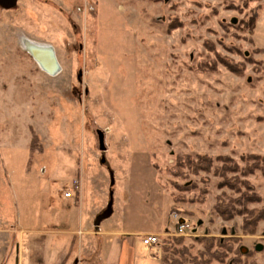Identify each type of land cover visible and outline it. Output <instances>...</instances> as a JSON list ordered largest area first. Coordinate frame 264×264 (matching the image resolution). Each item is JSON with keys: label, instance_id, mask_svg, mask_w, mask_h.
<instances>
[{"label": "rangeland", "instance_id": "1", "mask_svg": "<svg viewBox=\"0 0 264 264\" xmlns=\"http://www.w3.org/2000/svg\"><path fill=\"white\" fill-rule=\"evenodd\" d=\"M30 42L60 70H42ZM185 155L210 171L176 168ZM262 167L264 0L0 5V264H163L182 247L184 264H264V217L215 213L242 194L264 211ZM69 203L85 228L64 231ZM219 241L238 252L212 259Z\"/></svg>", "mask_w": 264, "mask_h": 264}, {"label": "trees", "instance_id": "2", "mask_svg": "<svg viewBox=\"0 0 264 264\" xmlns=\"http://www.w3.org/2000/svg\"><path fill=\"white\" fill-rule=\"evenodd\" d=\"M35 142H36L35 135L32 134L31 140H30V146H32ZM255 158H257V157H255ZM175 162H176L175 163L176 168H178V167L181 168L183 166L184 167L185 166H189V167L193 166V169L195 171L201 170V171L208 172V171H210V168L212 166L211 159L205 155L204 156H201V155L198 156L197 155L196 159H194V160L189 155H185L184 157L179 156L176 158ZM253 165H255V163L250 164V167H248V169H245V168L240 169L239 167L233 165L231 168L226 167L227 169L226 168L219 169V172L222 175L224 173H227V172H239L240 174L246 175L248 173H251L255 169V168H253ZM247 166H249V165H247ZM174 168H173V170H175ZM260 170H262L264 172L263 167L260 168ZM174 172H175L174 174H178L177 171H174ZM172 174H173V171H172ZM235 179H237V178H235ZM227 181H230V180H227ZM250 197L251 196H249V195L242 194L240 197H238L236 202L232 201L231 203L226 204L224 209H216L215 213L218 216L228 218V219L232 218L236 214H244L246 216L245 220L251 222L250 227L253 228L254 224L259 219L264 217V211L260 210L257 213H254L253 211H248L247 209H245L246 210L245 211L243 209L244 208L243 204L248 203V200H250ZM217 208H219V207L217 206ZM205 249H206L205 250L206 252H210L212 250L210 245L206 246ZM233 250L234 249L232 248L231 245H223V242L219 241V243L216 246V250L214 251V253H212L213 256L211 258L223 260L224 257L228 253H232ZM164 251L168 252V250L166 248L164 249ZM176 252H177L176 255H172V257L168 256L165 253V255L162 257L163 258V264H184V262L186 261L185 260V255H186L185 247H182V248L176 250ZM234 252L237 253L238 251L234 250ZM205 254L201 253V255H203V256H205ZM190 261L192 264H206V261H203V259H201L200 261H197L196 258H194V259L190 258ZM207 261H208V259H207Z\"/></svg>", "mask_w": 264, "mask_h": 264}, {"label": "bare ground", "instance_id": "3", "mask_svg": "<svg viewBox=\"0 0 264 264\" xmlns=\"http://www.w3.org/2000/svg\"><path fill=\"white\" fill-rule=\"evenodd\" d=\"M28 49L42 70L48 71V73H55L60 70L54 51L48 45L30 42ZM45 57H48L49 61Z\"/></svg>", "mask_w": 264, "mask_h": 264}, {"label": "crops", "instance_id": "4", "mask_svg": "<svg viewBox=\"0 0 264 264\" xmlns=\"http://www.w3.org/2000/svg\"><path fill=\"white\" fill-rule=\"evenodd\" d=\"M63 198L72 199L73 197L66 198V197L63 196ZM75 207H76V203L75 204L69 203V204L66 205V212L68 213V214L67 213L66 214L68 215V218H67L66 223H64V224H66V229L64 231L68 230V231H72L73 232L74 230L78 229V227H81V228L84 227L85 228L88 225V222L86 221V217L87 216L84 217V216L81 215V216H79V218H77V216L74 215ZM98 213H100V212H98ZM95 216H94V218H95ZM94 218L93 217L90 218V221H92V219H93V222H92L93 224H94V221H95ZM90 221H89V223H90ZM101 221L99 222L98 227H99ZM165 228L170 229L169 227L163 226V227L159 228V230L151 229L149 231H143V232H141V234L142 233L143 234H146V233H161ZM118 257H119V254H118Z\"/></svg>", "mask_w": 264, "mask_h": 264}, {"label": "built area", "instance_id": "5", "mask_svg": "<svg viewBox=\"0 0 264 264\" xmlns=\"http://www.w3.org/2000/svg\"><path fill=\"white\" fill-rule=\"evenodd\" d=\"M74 192H75V189L72 188V190L66 191L64 193V197L69 198L74 194ZM172 217L175 220V225H177L175 229L179 233L185 232V230L188 227L187 222L185 220L180 222L181 218L176 213L172 214ZM142 241L144 244H147V245L159 244L161 241V237L159 236V234H156V233H147L142 237Z\"/></svg>", "mask_w": 264, "mask_h": 264}, {"label": "water", "instance_id": "6", "mask_svg": "<svg viewBox=\"0 0 264 264\" xmlns=\"http://www.w3.org/2000/svg\"><path fill=\"white\" fill-rule=\"evenodd\" d=\"M16 1L17 0H0V5L3 7V8H10L12 6H14L16 4ZM97 134H98V141H99V148L101 150H104V146H103V133L98 130L97 131ZM111 213V206H110V203L107 205V208L100 214H98L95 218V221H94V224L97 225L99 224V222L106 218L108 215H110ZM183 219L180 220V222H182ZM260 249V246L258 245L257 246V250ZM241 251L244 252L245 249L244 247L241 248Z\"/></svg>", "mask_w": 264, "mask_h": 264}, {"label": "flooded vegetation", "instance_id": "7", "mask_svg": "<svg viewBox=\"0 0 264 264\" xmlns=\"http://www.w3.org/2000/svg\"><path fill=\"white\" fill-rule=\"evenodd\" d=\"M257 246H258V245L255 246L256 251H258V250L261 249V247H260V249L257 250ZM259 246H260V245H259ZM239 250H240V252H242L241 249H239ZM244 252H245V251H244ZM244 252H242V253H244Z\"/></svg>", "mask_w": 264, "mask_h": 264}]
</instances>
